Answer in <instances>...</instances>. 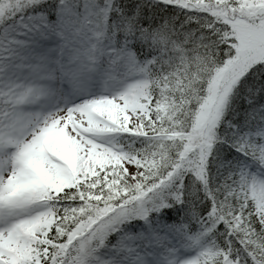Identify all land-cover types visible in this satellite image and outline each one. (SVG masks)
Instances as JSON below:
<instances>
[{"label":"snow or ice","instance_id":"obj_1","mask_svg":"<svg viewBox=\"0 0 264 264\" xmlns=\"http://www.w3.org/2000/svg\"><path fill=\"white\" fill-rule=\"evenodd\" d=\"M0 264H264V0H0Z\"/></svg>","mask_w":264,"mask_h":264}]
</instances>
